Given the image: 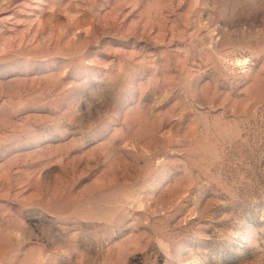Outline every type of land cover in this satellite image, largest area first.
<instances>
[{"label": "rangeland", "instance_id": "374dc122", "mask_svg": "<svg viewBox=\"0 0 264 264\" xmlns=\"http://www.w3.org/2000/svg\"><path fill=\"white\" fill-rule=\"evenodd\" d=\"M0 264H264V0H0Z\"/></svg>", "mask_w": 264, "mask_h": 264}]
</instances>
